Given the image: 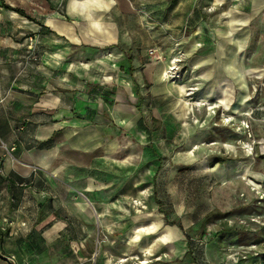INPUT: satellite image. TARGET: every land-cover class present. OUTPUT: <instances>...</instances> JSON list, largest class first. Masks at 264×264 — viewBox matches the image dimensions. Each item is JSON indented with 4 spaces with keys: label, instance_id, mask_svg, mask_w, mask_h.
<instances>
[{
    "label": "rangeland",
    "instance_id": "374dc122",
    "mask_svg": "<svg viewBox=\"0 0 264 264\" xmlns=\"http://www.w3.org/2000/svg\"><path fill=\"white\" fill-rule=\"evenodd\" d=\"M113 1L75 0L76 15L60 1L75 45L54 52L29 40V73L58 56L60 86L85 83L87 125L100 135L79 161L85 173L56 178L44 188L59 194L42 201L60 221L90 217L89 264L94 254L96 264H264V17L234 0ZM142 117L148 133L127 127Z\"/></svg>",
    "mask_w": 264,
    "mask_h": 264
},
{
    "label": "crops",
    "instance_id": "0c3cea01",
    "mask_svg": "<svg viewBox=\"0 0 264 264\" xmlns=\"http://www.w3.org/2000/svg\"><path fill=\"white\" fill-rule=\"evenodd\" d=\"M60 1L0 0V146L14 148L10 154L0 150V168L4 174L0 176V259L13 258L14 264H89L81 251L90 237L89 227L86 228L90 217L84 212L68 223L60 221L52 216L55 207L50 210L42 199L50 192L52 197H48L52 199L59 194L58 190L44 188H52L56 178L67 177L70 183L78 174H84L79 161L100 145L99 133L87 125L92 117V94L84 82L73 84L74 89L60 86L58 56L41 57L37 73H29L26 64L31 39L46 38L45 46L54 52L75 45L78 40L75 26L57 6ZM235 1L234 6L242 4L247 16L264 17V0ZM29 2L37 3L34 15L25 11ZM4 5L24 11L34 22L4 9ZM67 5L76 15L75 0H68ZM110 8L106 6L104 11ZM100 16L85 21L92 25ZM128 57L131 58L126 55L127 71L132 76V58L129 62ZM162 84L165 92H173V86ZM181 88H177L180 93ZM135 96L138 104L134 109L140 112L143 99L138 88ZM100 102L106 107L107 97L101 96ZM103 118L107 119L106 114ZM139 120L147 131L137 125ZM133 124L148 133L143 117L129 122L127 127ZM60 137L64 144L60 143ZM67 198H71L70 194ZM56 204L59 206V202ZM81 224L82 235L76 232V226ZM161 236L164 238L166 234ZM74 240L80 243L77 250L69 248Z\"/></svg>",
    "mask_w": 264,
    "mask_h": 264
},
{
    "label": "trees",
    "instance_id": "16d2710c",
    "mask_svg": "<svg viewBox=\"0 0 264 264\" xmlns=\"http://www.w3.org/2000/svg\"><path fill=\"white\" fill-rule=\"evenodd\" d=\"M3 7H4V9H6V10H9V11L15 12V13H17L19 16L24 17V18H26L27 20H29V21H33V22H34V20H33L30 16H28L24 11H22V10H20V9H13V8L8 7L7 5H4ZM130 60H131V58L128 57V61H129V62H130ZM129 70H130V72H132V69H131V68H130ZM137 125L141 126V129L147 131L146 128H142V120H139ZM155 203H156V205L158 206L159 210L161 209V207H163V203H161L159 200H155ZM0 233H1V232H0Z\"/></svg>",
    "mask_w": 264,
    "mask_h": 264
},
{
    "label": "built area",
    "instance_id": "2783aa9c",
    "mask_svg": "<svg viewBox=\"0 0 264 264\" xmlns=\"http://www.w3.org/2000/svg\"><path fill=\"white\" fill-rule=\"evenodd\" d=\"M2 146H4V145H2ZM4 149H5L6 152H7L6 154H10V153H12V152L14 151V148H13V147L8 148V149H7V148H4ZM3 175H4V174H3V170L0 168V176H3ZM5 222H7L6 219H4V223H5ZM1 230H2V231H5V228L2 227ZM95 257H96V254H94V255L90 258V263H91V264H96V262H95ZM8 261H9L11 264H14V261L12 260V258H11V259H8ZM122 261H123V260H122ZM122 261H121V262H122ZM121 262H120V263H121Z\"/></svg>",
    "mask_w": 264,
    "mask_h": 264
},
{
    "label": "bare ground",
    "instance_id": "6f19581e",
    "mask_svg": "<svg viewBox=\"0 0 264 264\" xmlns=\"http://www.w3.org/2000/svg\"><path fill=\"white\" fill-rule=\"evenodd\" d=\"M172 59L170 60V62H169V65H170V67L168 68V70L165 72V73H168V71H172V66H174L175 65V63H176V58H175V56H173V57H171ZM175 69H176V67H175ZM174 69V70H175ZM169 72V73H170ZM168 73V74H169ZM166 77H167V75H166ZM168 78V77H167ZM165 80H167V79H165ZM168 81V80H167ZM143 256H146V254H142ZM132 259H135V260H139V257H137V256H135V257H133ZM145 262H143V263H140V264H144Z\"/></svg>",
    "mask_w": 264,
    "mask_h": 264
}]
</instances>
